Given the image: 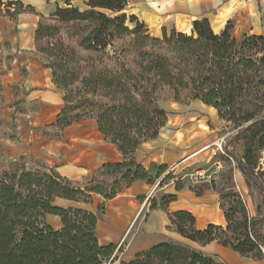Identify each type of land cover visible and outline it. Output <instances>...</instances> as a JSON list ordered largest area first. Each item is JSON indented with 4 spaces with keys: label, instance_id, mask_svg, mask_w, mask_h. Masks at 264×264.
I'll return each instance as SVG.
<instances>
[{
    "label": "trees",
    "instance_id": "1",
    "mask_svg": "<svg viewBox=\"0 0 264 264\" xmlns=\"http://www.w3.org/2000/svg\"><path fill=\"white\" fill-rule=\"evenodd\" d=\"M54 1L55 9L45 16L22 0H0V17H40L35 48L64 102L42 133L59 139L71 125L94 120L123 158L98 167L83 181L30 154L0 164V264H106L120 251L116 244L101 245L96 236L106 203L136 181L160 179L163 186L176 178L172 171L165 174L168 166L147 168L136 156L138 147L157 138L168 123L169 113L160 103L196 100L217 109L234 130L225 137L223 152L242 174L254 210L232 183L219 193L226 204L225 226L197 229L193 213L178 210L169 213L172 228L201 245L217 241L243 257L264 259V34L238 39L230 22L216 33L203 19L190 33L164 28L155 37L125 12L128 0ZM3 98L0 87V102ZM183 188L176 180V191L151 199L150 210H167ZM212 188L214 183L207 182L194 190L199 195ZM94 195L104 199L96 211L55 204L57 198L91 203ZM48 215L59 216L62 227L49 225ZM120 264L229 263L169 239Z\"/></svg>",
    "mask_w": 264,
    "mask_h": 264
},
{
    "label": "crops",
    "instance_id": "2",
    "mask_svg": "<svg viewBox=\"0 0 264 264\" xmlns=\"http://www.w3.org/2000/svg\"><path fill=\"white\" fill-rule=\"evenodd\" d=\"M22 1L26 5L33 6L36 13L45 16H48L56 7L54 0L50 2L47 0ZM125 12L135 15L155 37H161L164 28L168 31L175 29L190 33L193 23L203 19L210 22L216 33L224 31L230 22L232 34L238 39L244 35L264 34V0H128ZM36 13H24L16 21L10 20L11 23L18 22L21 27L20 43H16V46L17 44L20 46L16 48L12 67L4 75V80L8 83L17 82V86L21 89L17 91V96L23 95L26 90L27 95H24V99L28 102L36 101L39 106L33 113L24 112L15 116L13 141L10 135L8 138L0 136V147L4 149L8 160L30 154L47 161L61 175L72 180L83 181L91 178L98 167L106 163L120 162L123 157L113 144L105 140L94 120H85L71 125L59 139L51 140L43 135L42 129L55 122L64 102L62 93L52 82L51 70L42 67L35 58L37 54L34 42L35 29L40 19ZM27 32L30 37L27 39L26 50L23 43L24 40L26 41ZM23 66L28 71L26 78L19 70ZM14 96V93H11L10 97L14 98ZM19 98L17 97L15 102H18ZM12 103L11 116H14L17 108L16 105L14 106V101ZM170 104V110L177 113L169 111L168 123L158 137L142 143L136 152L137 160L147 168L154 163L168 166L165 174L169 171L175 172V169L178 171L182 167L184 169L197 166L203 163L204 158L210 159L212 155L209 156L208 146L216 140V130H210L208 125L204 127L201 120L194 122L196 117L190 112L192 104L203 106L201 107L203 112L204 105H208L199 100L190 104L171 101ZM2 121L7 124L8 118L4 117ZM213 151L215 153V149ZM175 177L163 186H160V179L155 184H149L145 180L136 181L131 187L106 203L104 217L111 221H120L125 226L118 242L127 235L134 223H138L145 212L143 234L139 236L140 245L136 254L169 239H175L206 253L216 254L229 264H264V259L256 261L243 257L217 241L201 245L183 237L172 228L169 213L178 210L193 213L196 217L197 229H204L209 224L225 226L224 211L219 206V193L222 188H218L217 185L199 195L192 187L184 185V188L177 193V199L169 204L167 210H150L151 199L159 200L163 194L175 192V181L178 179L184 181V177H177V175ZM234 180L237 185L236 191L240 192L245 199H249V209L253 211L245 180L238 170L235 172ZM103 201L101 196L94 195L91 203L57 198L55 204L64 208L96 211ZM49 218L53 219L51 226L54 229L62 227L59 216L48 215L47 219Z\"/></svg>",
    "mask_w": 264,
    "mask_h": 264
},
{
    "label": "rangeland",
    "instance_id": "3",
    "mask_svg": "<svg viewBox=\"0 0 264 264\" xmlns=\"http://www.w3.org/2000/svg\"><path fill=\"white\" fill-rule=\"evenodd\" d=\"M7 1V0H4ZM78 5L82 6L81 3H77ZM83 7V6H82ZM21 27H19L18 22H10V19L8 17L0 18V87L3 91L4 98L0 102L1 105V118L4 119V117L8 118V121H6L7 124H2L0 128V136L1 138L4 136L8 138L10 135L12 137L14 134V119L15 116H18L19 113H33L38 109V102H28L27 99H24V95H27L26 90L24 91L23 95H18V92L21 90L20 87L17 86V82L11 81L8 83L6 80H4V75L8 73V70L12 67V59L14 58V54L16 52L17 46H20V32ZM30 37L29 32H27V35H25L26 41L24 40V49L27 50V39ZM36 60L42 67H45L44 62L41 58V56L37 53L36 54ZM46 68V67H45ZM20 72L23 75L24 78L28 76V71L25 68V66L20 67ZM18 91V92H17ZM11 93H14V98L10 97ZM17 97H20L18 102H15ZM14 101V106L16 105V110L14 116H11V103ZM171 101H165L161 103V107L164 108L167 112L171 111L169 106ZM13 104V103H12ZM201 105L192 104L190 106V109L196 118H194V122H199L200 120L202 123L210 129V130H216V140L213 144H210L208 146V150L210 152L209 156H211L210 159L204 158L203 163L197 165V166H191L186 167L184 169L180 168L178 171L175 169V173L177 177H184V185H188L192 187L193 189L198 188L202 182H212L214 185H217L218 188H227L231 186L232 183L235 182L234 176L235 172L237 171L235 168V165L232 160L227 159L224 152H223V143L224 138L226 135L232 133L234 130L231 127H227V123L222 119L219 118V114L217 109H215L212 106H205L204 105V112L201 111ZM174 110V109H173ZM174 113L176 111H171L170 113ZM177 113V112H176ZM179 114V112H178ZM174 115H172L173 117ZM0 138V139H1ZM2 147V146H1ZM215 149V153L213 151ZM206 155H204L205 157ZM208 156V157H209ZM8 160V156L5 153L4 149L1 148L0 150V164L4 167L6 165V162ZM175 175V176H176ZM179 175V176H178ZM245 202L247 203L248 207L250 206L249 199H245ZM220 208L224 211L225 205H222L219 203ZM53 216V215H52ZM55 216V215H54ZM146 218L145 212L138 220V223H134L132 225L131 230L127 233L126 236H124L119 242V237L124 230L125 226L124 223H121L120 221L115 222L114 220H110L109 218H106V216L102 217L97 224L96 228V236L100 242L101 245H109V244H115L117 245V249L120 248V251L118 252L116 250L115 254L112 258H110L106 264H120L122 261L128 262L130 258L134 257L136 254V250L139 248V236L143 234V224L144 219ZM47 222L49 225H53V219L49 220L47 219ZM134 255V256H133ZM114 258V259H113Z\"/></svg>",
    "mask_w": 264,
    "mask_h": 264
}]
</instances>
